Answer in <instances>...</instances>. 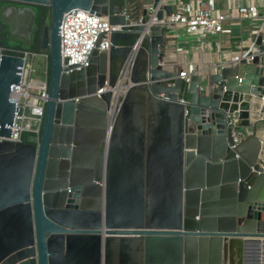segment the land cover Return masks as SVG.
Segmentation results:
<instances>
[{
  "label": "water",
  "instance_id": "water-1",
  "mask_svg": "<svg viewBox=\"0 0 264 264\" xmlns=\"http://www.w3.org/2000/svg\"><path fill=\"white\" fill-rule=\"evenodd\" d=\"M167 1L137 2L130 23L121 0H0L10 37L28 41L48 8L38 143L0 141V264H114L128 251L135 264H243L264 251V23L249 62L185 80L161 64ZM72 8L119 30L106 51L98 38L88 64L65 74L58 25ZM21 64L0 55V137L10 133ZM146 109L158 118L144 164L137 158L120 166L125 178L109 179L116 126L126 111L143 125Z\"/></svg>",
  "mask_w": 264,
  "mask_h": 264
},
{
  "label": "built area",
  "instance_id": "built-area-1",
  "mask_svg": "<svg viewBox=\"0 0 264 264\" xmlns=\"http://www.w3.org/2000/svg\"><path fill=\"white\" fill-rule=\"evenodd\" d=\"M140 1L143 0H121L120 13L129 19L130 23L138 20L130 17L129 11ZM167 2L171 5L170 14L164 18L168 25V31L173 27H180L184 33L197 36L201 42L208 36L229 34L231 31L230 28L224 26V22L230 18L229 14L218 11L214 0H168ZM144 6L149 10L150 4ZM228 8L232 9L236 19L253 20L258 18V7L254 1L239 6L231 5ZM263 23L264 19L260 26ZM260 26L253 31L254 36L251 41L223 65L236 64L241 58H245L246 62H249L250 57H247L246 54L248 51H255L253 40L255 35L260 33ZM117 30H119L118 25L108 24L105 16L97 15L89 10L72 8L64 12L58 25V35L61 66L65 74L72 68L88 64L90 52L98 38L96 49L106 51L109 47L110 33ZM172 35L176 36L175 33ZM176 50L180 51L181 48H176ZM1 54L17 56L22 60V64L19 81L16 85L11 86L9 93L10 101L14 104L13 120L9 125L10 133L8 137H0V141L37 144L47 99V51L39 53L43 57V68L39 78L31 76L35 51L0 45ZM69 66L73 67L69 69ZM195 72L196 68L193 64H186L179 74L180 77L187 80L188 75ZM260 101H263L262 97L259 98ZM236 122L235 117L230 120L234 144L241 139V134L236 129ZM27 135H31V140L26 139Z\"/></svg>",
  "mask_w": 264,
  "mask_h": 264
},
{
  "label": "crops",
  "instance_id": "crops-1",
  "mask_svg": "<svg viewBox=\"0 0 264 264\" xmlns=\"http://www.w3.org/2000/svg\"><path fill=\"white\" fill-rule=\"evenodd\" d=\"M251 1L256 2L258 7V18L253 20L236 19L232 9L228 8L231 5L239 6ZM214 4L218 11L229 14L230 18L224 22V26L230 28V33L211 35L201 42L197 36L184 33L180 27H173L166 34L167 43L161 59L162 65L180 72L186 64H193L196 72L212 73L216 65L222 66L251 41L254 36L253 31L264 19V0H214ZM174 33L176 36L172 35ZM15 36L16 40L28 42L19 34ZM176 48L181 50L178 51ZM157 118L158 116L146 109L143 115L144 123L140 125L139 121H132L130 112L126 111L116 126L108 153L109 179L125 178L122 174L124 170L120 166L125 164L131 166L137 158L144 164L147 138L157 134L155 133L157 125L154 126ZM261 127L264 129V123ZM128 171L131 172L132 168L129 167ZM127 253H121L122 256L119 252L114 254V264H119L120 258L126 259L124 264H135L130 261L131 252ZM243 264H264V251L249 252L245 255Z\"/></svg>",
  "mask_w": 264,
  "mask_h": 264
},
{
  "label": "rangeland",
  "instance_id": "rangeland-1",
  "mask_svg": "<svg viewBox=\"0 0 264 264\" xmlns=\"http://www.w3.org/2000/svg\"><path fill=\"white\" fill-rule=\"evenodd\" d=\"M44 18H43V22L42 25H47L48 24V8L44 7ZM246 35V34H245ZM244 35V36H245ZM17 37H10V35H8V38H6L2 43L1 46H9V47H28L30 44V40L28 42H24V41H20V40H16ZM46 50L43 49H38V51H36V54L33 57V71L31 73V76L34 78H39L41 77V70L43 68V57L39 54V53H43ZM27 140H31V135H27L26 136Z\"/></svg>",
  "mask_w": 264,
  "mask_h": 264
},
{
  "label": "trees",
  "instance_id": "trees-1",
  "mask_svg": "<svg viewBox=\"0 0 264 264\" xmlns=\"http://www.w3.org/2000/svg\"><path fill=\"white\" fill-rule=\"evenodd\" d=\"M1 5V3H0ZM44 9L41 8L38 10V15L35 19V23H34V31L32 34V38L30 40V44L28 47H21V48H27L33 51H38L39 49V38H40V33H41V29L43 27L42 22H43V18H44ZM8 38V31L5 27L4 24L1 23L0 21V45H2L3 41Z\"/></svg>",
  "mask_w": 264,
  "mask_h": 264
},
{
  "label": "flooded vegetation",
  "instance_id": "flooded-vegetation-1",
  "mask_svg": "<svg viewBox=\"0 0 264 264\" xmlns=\"http://www.w3.org/2000/svg\"><path fill=\"white\" fill-rule=\"evenodd\" d=\"M2 23V22H1ZM35 23V22H34ZM3 24V23H2ZM5 25V24H4ZM5 27H6V25H5ZM6 29H7V27H6ZM7 31H8V29H7ZM33 34V33H32ZM8 35H9V33H8Z\"/></svg>",
  "mask_w": 264,
  "mask_h": 264
}]
</instances>
